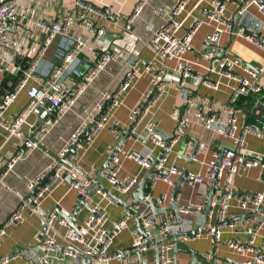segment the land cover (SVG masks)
Listing matches in <instances>:
<instances>
[{
	"label": "built area",
	"instance_id": "built-area-1",
	"mask_svg": "<svg viewBox=\"0 0 264 264\" xmlns=\"http://www.w3.org/2000/svg\"><path fill=\"white\" fill-rule=\"evenodd\" d=\"M189 1L176 0L169 22L153 35L149 46L154 62H175L176 82H167L163 74L151 64H146L143 67L134 64L129 67L118 89L114 92L105 91L101 93L95 103L93 112L97 115L98 120L93 122V127L88 136L81 140L86 131L83 127L78 128L65 141L56 156L52 158L46 170L27 183V189L32 191L49 172L54 171L51 181L39 188L33 197L36 206L29 205L34 212H37L36 207H42L43 202L51 195L54 188L66 180H69L73 190L84 197L85 202H91L90 213L85 221L77 226V230L71 228L65 220H59L54 212L47 219L45 218L35 238L34 248L28 255L23 256L28 262L32 264H60V259L63 257L73 260L86 257L90 264H109L112 259L121 261L124 258L123 252L111 254L110 247L113 237L128 226L131 218H134V220L140 221L144 234L139 230L135 232L131 246L132 252H140L143 255L158 246L159 264H174L171 253L177 247L178 240L173 239L177 234L179 237L181 236L179 240L182 242H189L207 234L213 238L214 252H217L222 245L223 234L226 230L234 232L240 229V226L246 225L248 220H251L252 217L246 220L237 218L231 221L228 219L230 200L235 196L229 186L232 184L235 175L248 172L251 169H259L261 172L257 179L264 182V155L253 154L245 146L248 134L261 135V131L249 124L240 126L237 108V101L241 96H262L256 101L258 103L256 116L264 121V88L261 83L264 65L244 64L237 58L224 53L216 61V71L213 70V66L210 68L211 74H216L217 78L204 77L196 72L184 56L190 49L202 23L196 22L183 37L176 35V31L180 28L176 19L185 11ZM144 4V0L137 4L131 15L125 19L127 24H132L141 14ZM77 6L94 16L114 21L122 20L121 16L115 15L110 8H105L103 5L87 6L78 0ZM226 7L227 4L224 0H212L205 14L206 21L214 23V31L205 38L208 46L214 48V51L202 54L203 60L211 62L215 60V50L219 48L220 41L226 34L244 38L264 52V42L246 33V31L257 35L262 33L264 29V0H243L241 2L237 9L240 20L237 31H235L233 20L225 15ZM252 7L258 10L263 19L256 18L250 13ZM29 14L30 11L21 6L20 0H0V72L15 77L12 89L0 101V127L3 129L6 139L17 136L22 141L21 150L9 158L3 176L7 175L20 161L40 147L45 132L58 122L59 118L76 106L92 82L105 72L109 64L117 60L119 52L127 56H136L141 42L139 36L124 29L111 40L110 46L104 50L100 43L106 35V30L86 19L83 13L57 16L51 20L39 19L34 22V25ZM28 20L31 21L25 26L23 22ZM75 26L84 29L87 35L84 37L69 36ZM11 30H15L17 34L12 36ZM59 36L64 42L61 61L52 67L45 75L44 80H41L37 71L39 64ZM28 52L34 57L30 66L28 68L19 67L16 63L17 58H24ZM84 54H87L89 61V69L86 74L82 80L68 79V77L71 78L70 76L79 75ZM143 74L151 75V84L130 112L131 124L127 138H133L137 135L139 125L152 113L154 107L165 98L173 84L181 92V103L184 107L183 115L179 120L181 132L189 126L188 114L202 103L201 98L195 94L194 90L197 88L188 89L191 80L199 83L200 88L204 87L212 92L221 89L223 86L222 79L230 80L236 84L228 101L219 110H211L206 113L196 109L194 113L201 125L219 134L222 140H228L231 143L230 147L224 146L222 150H214L211 157L202 162L205 166V174L189 170L186 174L187 180L198 188L207 190L214 186L215 181L218 187L214 193L203 232L199 231L198 228L203 224L206 205L182 206L183 208L180 210L181 223L172 225L166 213L160 217L153 212L152 205L159 199L155 198L150 191L146 193L140 205L135 209L136 212L128 216L124 215L123 219L115 226L114 231L110 232L106 227L108 219L105 208L100 202L94 203L93 197L87 195V191L93 186L92 179H88L87 183L80 181L81 175L84 174L80 165L82 156L97 137L104 130L109 129L116 139L122 138L121 123L115 118V113L123 104L128 93L134 88L136 80ZM22 93H26L28 96L27 104L21 112L7 120L6 113ZM31 116L42 119L43 123L37 133L29 138L22 134L21 128L28 123ZM145 127L150 135H155L153 141L161 149V152L165 150L164 157L155 165L154 170L157 171V174L153 176V182L154 180H162L173 184L174 177L182 176L183 171L181 168L175 165H167V163L169 155L179 142L182 133L163 134L158 131L156 122L151 121L147 122ZM188 147H191V143L188 144ZM208 149L204 144H198L192 161L200 162L201 154ZM128 157L146 170L152 168L148 156L130 153ZM111 164L112 169L100 172V176L112 186L116 192L114 194L120 198L122 195H131L136 192L139 185L136 179L129 180L125 184L118 182L120 157L112 156ZM93 191H95V196L107 200L108 204L118 203L110 197L112 192L109 190L106 191L100 186H95ZM166 198L167 196L163 195L160 199L164 202ZM237 198H239L238 202L243 209L248 210L252 206V212H257L264 205V195L261 193L256 194L251 203L248 202V196ZM25 207L23 204L13 211L4 226L0 228V245L9 235V230L13 226L24 222L26 218ZM248 213L250 211L244 214ZM182 214L188 217L183 218ZM171 217L173 216L171 215ZM57 220L67 226V231L63 236L64 244L61 245L57 242L58 236L54 234V224ZM258 230L247 228L245 231L247 240L244 243L228 242L229 248L238 254L251 253L254 255V258L246 264H264V242L260 248L256 246ZM60 237L62 236L60 235ZM162 238H166V240L156 245L155 242ZM146 244L149 245L146 246ZM17 257V254H12L10 257L3 258L0 264H5L10 259ZM150 259L153 261V255H146L140 264H155Z\"/></svg>",
	"mask_w": 264,
	"mask_h": 264
},
{
	"label": "crops",
	"instance_id": "crops-1",
	"mask_svg": "<svg viewBox=\"0 0 264 264\" xmlns=\"http://www.w3.org/2000/svg\"><path fill=\"white\" fill-rule=\"evenodd\" d=\"M78 0H20L23 8L30 11L33 25L36 20H51L57 16H66L72 14L83 13L86 19L92 21L95 25L102 27L106 30L105 37L101 40L102 49L106 50L110 46L111 40L118 36L124 29L132 31L140 37L141 42L136 56H127L119 52L118 58L115 62L108 65L105 72L96 78L88 87L85 94L80 98L76 106L67 114L58 119L51 128H49L42 140L40 147L34 150L24 160L20 161L15 168L7 175H2L0 178V228L4 226L10 214L17 208L25 207L26 218L24 222L13 226L9 230V235L5 238L0 245V262L5 257H10L12 254H17L18 257L10 259L5 264H32L28 262L23 256L28 255L35 245V238L38 235L41 225L45 218L37 211L34 212L29 205L27 199L31 191L27 189V183L39 176L50 165L52 158L62 149L64 143L68 138L80 127L85 131L93 124L97 115L94 114L93 108L101 93L105 91L114 92L121 84L125 72L131 67L132 58L136 57L135 64L146 66L151 64L157 71L161 72L167 82H176L177 76L174 71L175 62H154L153 55L150 50V42L153 35L163 28L171 18V11L176 4V0H144L145 4L141 14L134 20L132 24H127L125 19L128 18L134 11L135 7L141 0H79L87 6L103 5L105 8H110L115 15L122 17L120 21L101 18L85 12L82 8L77 6ZM212 0H190L186 6L185 11L176 19L180 28L176 31L178 37H183L194 26L196 22H201V27L198 29L190 49L185 54V60L190 62L196 72L199 74L213 78H217L216 74H211L210 68L216 71V61L228 54L244 64L248 65H264V52L261 51L255 44L250 43L244 38L236 35L226 34L220 41L219 48L215 50L216 58L214 61H205L202 54L214 51V48L208 46L206 43V36L214 31V23L206 21L205 14L210 7ZM227 4L225 15L233 20L235 31L239 23V16L237 9L243 0H224ZM250 13L256 17L263 19L262 15L254 7L250 9ZM31 20L24 21L26 26ZM10 34L15 36L17 32L11 30ZM87 33L79 26H75L70 32L69 36H86ZM264 39V29L260 34ZM62 37L59 36L53 45L47 50L43 61L39 64L37 69L39 78L45 79V75L52 69L53 66L58 65L61 61V55L64 51ZM33 55L28 52L24 58H17L16 63L21 68H28L33 60ZM81 65L79 68V75H73L68 79L82 80L83 76L89 69V61L87 54L82 56ZM238 71V70H237ZM151 75L143 74L135 82L134 88L125 97L123 104L118 108L115 113V118L121 123L123 134L130 127L129 115L131 110L139 102L144 92L151 84ZM188 89L196 87L195 94L199 96L202 103L188 114L189 126L182 132L179 128V120L181 119L184 107L181 103V92L175 84L171 86L165 98L158 103L151 114H149L143 123L138 127V133L133 138H126V142L119 147L122 138L116 139L111 130H104L94 141L91 147L83 154L80 165L84 171L81 175L80 181L87 183L88 179H96L98 171H102L105 167L109 156L115 151L112 148L118 149L113 156L120 157V172L118 175V182L125 184L129 180L136 179L138 184L145 178L148 170L142 168L134 160L128 157V154H140L148 156L150 159H157L160 156L161 149L156 146L153 141L155 135H150L145 125L147 122H156L158 131L163 134H172L179 132L181 138L174 146L173 151L169 155L167 165H175L181 169H186L195 173L205 174V166L203 161L209 159L214 150H222L224 146L230 147L231 143L228 140H222L219 134L207 129L199 123L195 118V110L199 109L203 112H210L211 110H219L231 95L232 89L236 86L234 82L227 79H222L223 86L217 92H212L206 88H200V84L191 80ZM15 77L7 73L0 72V101L3 96L9 92ZM261 83L264 88V74L261 76ZM196 84V86H194ZM262 96L257 97L255 102H252L248 108H238L240 126L249 124L261 131V135L250 133L246 137V149L253 154L264 155V121L260 119L256 122V111L258 110V101ZM28 101L26 93H22L17 101L10 107L6 113V119L10 120L17 115L25 107ZM250 115V120H248ZM39 119L36 116H31L28 123L24 125L21 132L24 136L31 138L37 133L36 125ZM191 143V147L188 144ZM22 141L17 136L5 138L3 129L0 127V169L6 167L9 158L17 151L21 150ZM204 144L208 147V151H204L200 156V162H193L189 160V156L193 151L195 145ZM96 169V171H94ZM112 169V164L108 165V170ZM259 169H251L248 172H243L233 177L232 184L229 189L235 194L230 200V207L228 211V219L235 220L242 218L247 211L250 213L253 207L250 206L248 210L241 207L237 197L248 196V202L251 203L256 194L264 195V182L257 179L260 174ZM45 178V177H44ZM43 178V179H44ZM181 176L174 177V183L169 184L162 180H154L151 185V194L159 199L155 202L157 208H166L174 192L178 181ZM98 182L104 186L105 189L111 191L113 194L116 192L112 186L103 177H98ZM48 183V182H46ZM208 190L198 188L195 184L188 180H183L180 186V191L176 196L175 202L178 205L193 207L206 205ZM239 193V194H237ZM114 194V195H115ZM166 195L167 198L164 202L160 199L161 196ZM93 202H100L102 207L105 208L107 213L106 227L110 232L114 231L115 226L123 219L126 214V208L121 204L113 203L108 204L105 199H100L95 191L92 192ZM116 196V195H115ZM120 198L127 204L133 201V194L122 195ZM80 203V194L72 189L69 180L64 183L58 184L54 188L51 195L43 202L42 210L49 212L54 207L59 206L63 210L72 214ZM88 203V202H86ZM91 208V202L88 203ZM90 208L83 206L78 214L76 225H81L90 213ZM137 207L135 206V209ZM264 209V205L257 211L259 213L251 216L244 226H240L234 232L225 231L223 234V242L219 251L214 252L213 238L207 234H203L200 238H196L189 242H182L179 240L181 236L177 234V247L172 251L171 256L174 259V264H192L194 262V255L197 254L199 264H234L231 261L246 264L254 258V255L248 253L246 255L238 254L233 249L229 248L228 242H242L247 240L245 233L247 228H256V246L260 248L264 242V214L260 210ZM170 224L176 222V216L173 211L166 212ZM171 215L173 217H171ZM183 218L188 217L182 214ZM160 217L164 215H159ZM263 218V219H262ZM262 219V220H261ZM57 220L54 224V234L58 236V244H64L63 236L67 231L65 224L59 223ZM169 224V225H170ZM206 224V223H205ZM203 225V224H202ZM202 225L198 228L199 231ZM243 229V230H241ZM138 230L137 222L131 218L128 226L117 232L113 237V242L110 247L111 254L116 252H123L124 258L121 261L112 259L109 264H140L141 260L145 259L146 255H153L154 259H150L156 263L155 249H150L146 254L141 255L140 252H132L131 246L134 240V234ZM60 235L62 237H60ZM164 239V238H162ZM161 239V240H162ZM189 251V252H188ZM140 254V256H138ZM60 264H90L88 258H78L73 260L71 258H61Z\"/></svg>",
	"mask_w": 264,
	"mask_h": 264
},
{
	"label": "water",
	"instance_id": "water-1",
	"mask_svg": "<svg viewBox=\"0 0 264 264\" xmlns=\"http://www.w3.org/2000/svg\"><path fill=\"white\" fill-rule=\"evenodd\" d=\"M246 33L249 36L256 37L259 41L264 42V39L260 35L254 34V33L250 32V31H246ZM136 61H137V58L134 57V58H132V61L131 62L134 65L136 63ZM97 120H98V117H96L95 121H97ZM42 123H43V120L42 119H39L38 124L36 125V128H35L37 131L41 128ZM92 127H93V124L88 128V130L85 132V134L81 137V140L83 138H86L88 136V134L90 133ZM128 136H129V130H127V131L124 132L123 138H122L123 140L120 143L119 147H121L122 144H124L126 142V138ZM196 146L197 145L194 146L193 151L191 152V154L189 156V160L190 161H192V158H193L194 153H195ZM112 150L115 151V152H118L119 151L118 149L116 150V148H112ZM114 153H112L109 156L108 161H107L105 167H103L102 171H99L98 177L101 174L100 172H104V171H106L108 169V165L110 164L111 159H112V156L114 155ZM164 153H165V150H162V152L160 153L159 158H157V159H150L151 160V163H152V168L147 171L145 178L139 183L136 192L133 193V201H132V203L130 205L127 204L126 202H124L121 198L115 196L113 193H110V197L112 199L116 200L119 204H121L123 207H125L127 209L125 215L128 216V215H130L132 213H135L136 212L135 206L138 207L140 205L141 201L144 199L146 193L150 191L151 185L153 183V176L157 174L156 173L157 171L154 170L155 165L158 162H160V160H161L162 157H164ZM5 169H6V167L0 169V178L3 175ZM181 170L183 171V174H182L180 180L178 181L174 192L172 193V196H171V199H170V202H169V206L166 207V208H157L154 204L152 205L153 212L156 215H158V216L159 215H163L164 213H166L168 211H173L175 213V216H176V219H177L176 222L174 223V225L181 223V212H180V210L183 208L181 205L176 204L175 199H176L177 194L180 191V186H181L182 181L183 180H187L186 174H187V171L188 170H186V169H181ZM53 174H54V171L49 172L48 175L43 180H41L40 183L34 188V190H32L30 192V194L28 195L27 199L29 200V202H30V204L32 206H36L35 203H34L33 197H35V195H36L37 191L39 190V188H41L46 182L51 181ZM98 177L96 179H92L93 186H92V188L90 190L87 191V195L88 196L92 194L93 189H94L95 186H100L104 190L107 191V189H105L104 186L98 182ZM217 189H218V187L216 186V181H215L214 182V186L211 187V188H209V190H208L207 203H206V208L204 210L203 225L200 228V230L202 232L204 231V226H205V223H206L207 215H208V213H209V211L211 209V205H212L214 193H215V191ZM237 194H239V193H237ZM83 206H85L87 208H90L89 204L85 202L84 197L80 196V203L76 207V209L74 210V212L72 214H70L69 212L63 210L59 206L54 207L52 210H50L47 213L44 212L42 210V208H40V207H36V209L46 219L50 216V214H52L54 212L58 216V219L59 220H65L67 222V224L71 228L77 230V225H76L77 219H76V217H77V214H78L79 210ZM256 213H259V212H251V213L245 214V215L242 216V219L243 220H246V219L250 218L251 216H253ZM260 213H263L264 214V209H261L260 210ZM136 222H137L138 230L142 234H144L143 228H142V225H141L140 221L139 220H136ZM175 238H177V236ZM165 240H166V238L155 242V244L156 245H159V244L163 243ZM148 245L149 244H146V246H148ZM155 252H156V263L159 264V260H158V258H159L158 246H156ZM192 254L194 255V262L192 264H199L198 263V259H197V254L196 253H192ZM138 256H140V254H138ZM231 262H233L234 264H241V263L234 262V261H231Z\"/></svg>",
	"mask_w": 264,
	"mask_h": 264
},
{
	"label": "trees",
	"instance_id": "trees-1",
	"mask_svg": "<svg viewBox=\"0 0 264 264\" xmlns=\"http://www.w3.org/2000/svg\"><path fill=\"white\" fill-rule=\"evenodd\" d=\"M257 97L259 98L258 95L257 96L256 95L241 96L237 101V107L241 109L248 108L252 102H255ZM248 118H249L248 120H250V115H248ZM256 119H257L256 122L260 120L259 117H256Z\"/></svg>",
	"mask_w": 264,
	"mask_h": 264
}]
</instances>
